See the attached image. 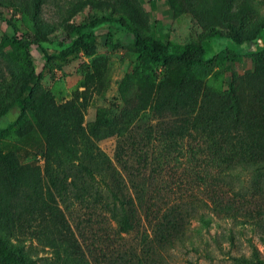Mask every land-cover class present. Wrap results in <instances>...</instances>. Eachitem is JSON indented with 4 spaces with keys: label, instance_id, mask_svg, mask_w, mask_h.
Listing matches in <instances>:
<instances>
[{
    "label": "rangeland",
    "instance_id": "374dc122",
    "mask_svg": "<svg viewBox=\"0 0 264 264\" xmlns=\"http://www.w3.org/2000/svg\"><path fill=\"white\" fill-rule=\"evenodd\" d=\"M72 1L45 0L31 17L24 0H0V200L10 188L1 152L16 153L39 186L33 199L22 193L0 213V260L15 248L35 264H81L82 255L91 264H264V51L219 60L233 41L202 38L206 24L188 0H132L146 21L144 34L202 40L208 62L158 63L117 46L135 39L118 21L62 56L63 21L112 14L86 7L71 15ZM246 1L235 28L254 36L264 0H235L234 9ZM21 52L41 75L26 93L41 102L49 91L57 104L74 107L81 157L68 176L49 157L46 136L19 96L29 69ZM184 72L203 83L181 116L187 130L151 109L160 80L175 82ZM233 98L238 115L226 110ZM114 193L134 201L137 225L128 233L118 231L109 210L120 206Z\"/></svg>",
    "mask_w": 264,
    "mask_h": 264
},
{
    "label": "trees",
    "instance_id": "16d2710c",
    "mask_svg": "<svg viewBox=\"0 0 264 264\" xmlns=\"http://www.w3.org/2000/svg\"><path fill=\"white\" fill-rule=\"evenodd\" d=\"M24 1L27 12L31 17H36L41 12L42 5L45 2V0ZM188 2H190L192 12L206 24V30L202 34V38L221 34L233 41L232 46L218 52L217 59L229 61L241 55L254 56L264 51V45L257 41L258 37L263 38L264 23L257 27L254 36H242L235 28L236 24L241 21L242 14L250 7L249 1H246L239 10L234 9L235 0H188ZM86 7L96 9L104 7L111 10L112 14H103L82 23L63 21L62 30L65 38H62L59 44L62 56H67L88 47L90 42L95 39V30L98 27L118 21L128 25L129 30L134 33L135 39L130 43L116 41L117 46L128 47L139 55L158 63L176 61L188 65L208 62L202 40L191 39L184 43H171L144 34L146 21L142 11L132 0H115L114 2L107 0H76L71 3V15ZM15 40L22 48L28 47L22 38ZM253 44L257 45L256 49L252 48ZM27 54L29 53L21 52L17 54L22 61L29 64L19 96L24 105L32 110L46 136V149L49 157L54 161L57 168L65 176H68L74 172L75 166L78 165L77 161L81 157L75 142L80 131V123L73 112L74 107L57 104L55 96L51 92H46L41 102L31 94L26 93L29 86L41 76L31 65V60ZM202 92V81L195 79L186 72L182 73L175 82L163 78L158 84V93L151 109L161 119L176 118L177 123L180 121L178 126L187 130L181 116L188 114ZM236 101L233 98L232 103L229 104L226 110L233 108L238 115L239 107ZM226 129L222 133L225 134L228 140V128ZM173 132L171 130V133ZM1 156L4 171L10 181V188L2 194L0 213L3 211L9 212L14 206V201H20L22 193L24 198L33 199L34 195L39 192L37 180L35 181L30 177L25 165L16 153L1 152ZM114 196L119 199L120 206L111 207L109 210L112 217L117 219L118 231L128 233L137 225L136 210L132 206L134 201L131 197L122 198L116 193H114ZM82 257L86 262L84 261L81 264H91L88 262V258L86 259L83 255ZM8 259L16 261L18 264H35L33 259L15 248L9 249L6 255L1 257V264H8ZM64 264L71 263L65 261Z\"/></svg>",
    "mask_w": 264,
    "mask_h": 264
},
{
    "label": "water",
    "instance_id": "95a60500",
    "mask_svg": "<svg viewBox=\"0 0 264 264\" xmlns=\"http://www.w3.org/2000/svg\"><path fill=\"white\" fill-rule=\"evenodd\" d=\"M260 40L262 41V39H260ZM262 43H263V42H262ZM252 48H253V49H256V48H257V45H256V44H253V45H252Z\"/></svg>",
    "mask_w": 264,
    "mask_h": 264
}]
</instances>
